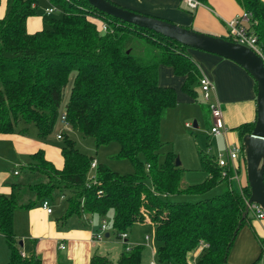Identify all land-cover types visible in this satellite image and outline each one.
I'll return each instance as SVG.
<instances>
[{"label":"trees","instance_id":"obj_1","mask_svg":"<svg viewBox=\"0 0 264 264\" xmlns=\"http://www.w3.org/2000/svg\"><path fill=\"white\" fill-rule=\"evenodd\" d=\"M233 1L249 14L246 26L255 34L264 59V0ZM48 2L58 7L60 16L46 19L40 30L28 33L26 20L35 15L37 1L5 0L0 17V133H13L22 121L32 123L37 138L43 139L61 115L65 125L91 137L95 147L117 143L114 156L128 159L133 171L119 174L96 162L94 180H88L93 157L80 152L60 132V167L37 150L31 155L34 162L21 168L22 173L36 176L35 182L24 187L34 198L23 200L22 192L15 191L17 182L11 184L9 194L0 193V234L9 251L2 264H41L36 254H20L12 216L15 210L51 199L54 193L64 198V219L81 213L102 218L110 212L111 231L117 238L125 234L114 263L93 254L88 264H140L142 245H127L126 241L133 223L152 227L159 264H192L190 255L200 240L208 247L196 264H227L231 234L244 206L241 195L228 183L222 193L211 197L194 202L171 200L173 195L204 193L226 180L221 178L215 158L201 153L199 162L207 176L186 186L180 185L183 168L174 165L171 150L158 160L162 144L159 124L177 101L171 86L158 83L157 68L165 65L174 75L182 76L181 90L195 98L199 72L187 52L189 47L104 14L86 0ZM53 11L45 15L50 17ZM96 20L103 22L106 30L102 31ZM134 37H142L152 47L146 58L133 54ZM222 38L230 40L226 35ZM252 126L253 122H245L234 128L240 144ZM241 190L243 197H248L247 185ZM249 219L246 215L238 230Z\"/></svg>","mask_w":264,"mask_h":264},{"label":"crops","instance_id":"obj_2","mask_svg":"<svg viewBox=\"0 0 264 264\" xmlns=\"http://www.w3.org/2000/svg\"><path fill=\"white\" fill-rule=\"evenodd\" d=\"M109 1L134 12L160 18L219 37L225 36L226 21L243 12L233 0H198L200 5L192 10L188 9L181 0ZM4 8L5 0H0V17L4 13ZM42 27L40 17L34 15L27 18L25 28L28 33H33ZM187 52L196 63L200 74L207 76L214 85L215 91L212 97L221 106L222 118L227 131L222 135L213 136V138L216 139L223 151L227 144L240 143L238 133L234 128L241 123L253 122L255 119L254 81L244 69L232 61L193 48H188ZM159 66L157 68L158 83L164 86H171L176 94V104L167 111H172L175 107H181L183 104L188 106L192 98L181 90L183 77L174 75L172 69L168 66ZM158 69H165L170 75L165 82L160 80ZM196 86L197 84H195ZM197 93L199 94L198 87ZM201 103L205 104L204 102ZM208 116L210 117L209 112ZM210 125L211 119L209 127ZM27 126L28 123L20 121L16 124L13 133H0V193L2 194L11 192V184L13 182L19 183L18 188L21 189L22 185H26V179L35 177L33 175L30 176L31 178H23L24 175H22L19 181L12 179V175H18L19 173V170L15 169V167L21 169L33 163L31 155L37 150H41L43 157L55 167H60L61 165L60 149L56 151L47 145L45 138H37L36 131H32ZM216 154L214 155L216 156ZM214 155L207 157L214 159ZM14 171H16V174H14ZM237 173L242 188L246 185L245 171L237 170ZM22 196L23 200L29 198L32 200L34 198V195L24 188ZM61 198L64 200L63 197ZM64 210L65 206L57 217L53 215L52 208L51 213L46 214L40 208L38 201L29 208L17 209L13 212L12 229L16 241H21V246L18 247L23 256L36 254L40 257L41 264H88L91 255L104 254L100 251L104 248L107 249V246L112 243H106L103 239L99 242L91 239V234L96 230L100 222V220L96 221V218L100 217L81 213L78 216L71 215L64 219L62 217ZM249 218L237 231L233 239L226 258L227 264L264 263L261 262L262 257L264 258V220ZM101 219L104 218L102 217ZM144 224L147 225V223ZM107 234L108 237L109 233L107 232ZM0 239H3L1 234ZM120 243L122 246V242ZM134 244L137 243H129V245ZM59 245H62L63 248H59ZM5 246L7 249L6 254H8V247L6 244ZM119 253L120 251L118 255ZM3 254L4 252L0 253L1 264L4 263L5 256ZM198 257L195 259L197 260Z\"/></svg>","mask_w":264,"mask_h":264},{"label":"rangeland","instance_id":"obj_3","mask_svg":"<svg viewBox=\"0 0 264 264\" xmlns=\"http://www.w3.org/2000/svg\"><path fill=\"white\" fill-rule=\"evenodd\" d=\"M36 1L37 7L35 10V16L41 18L43 26H45L44 21L46 19L60 16V11L58 10L57 6L49 4L47 0ZM49 7H54L56 9L51 13L50 17L45 15V9ZM131 46L133 54L142 58H146L152 51V47L142 37H134L132 39ZM158 73L162 82H165L170 77L165 69H160ZM67 88L68 87H65L64 90L63 101L66 99ZM191 98L192 99L188 106L187 104H183L181 107H175V109L172 111H167L172 107L168 108L159 124V136L162 144L157 150L158 160L162 161L164 153L168 150H171V152L174 154V158L177 157L179 160V167L183 168L180 180L181 186L200 183L207 176V173L204 169H202V166L199 162L198 153L209 156L222 151L218 142H216V139L208 134L210 117L208 116V109L206 105L201 104L202 101L200 99V93H197L195 98L192 96ZM193 121H195L196 127L192 126ZM185 123H189L188 128L184 127ZM27 127L32 131H36L32 123H28ZM60 132H63L65 135H67L80 152L86 154L87 156L93 157L97 163L104 164L109 169L119 174L132 173L133 166L128 159L116 158L114 156L118 149L117 143L111 141L109 143L95 147L94 141L91 137H85L75 129L65 125L61 121V115H59L51 134L45 137L46 144L54 148L56 151L62 146V140L56 137ZM138 159L139 161L143 162L144 165L143 156L139 155ZM15 169L19 170V173L18 175H12L13 180L19 181L22 175H24L23 178H31L30 176H33L29 175L24 170L22 173V169L20 168L15 167ZM90 175L91 172L87 174V178ZM26 180V185L32 184L36 181V176ZM149 182V179L145 180V183L148 186L150 185ZM17 184L19 185V183ZM26 185H22L21 189H15V191L22 192ZM230 186L233 189L237 188L236 182L234 181H231ZM227 187V183L225 181H221L216 186L204 193L178 194L170 196V199L176 201L194 202L205 197H211L218 193H222ZM49 203L52 208L53 215H56V217L60 215L65 206L64 200L61 198L60 194L54 193L52 198L49 199ZM110 217V212H108L105 217H103L107 225L106 232L109 233V236L104 237L103 241L112 244L107 246V249L104 248L105 250L102 249L100 252L104 253L101 255H106L110 260H112V262H114L117 258L118 252L122 249L120 243L122 241L117 238L109 228ZM74 218L77 219L75 216ZM99 220H101V218H96V221ZM144 235H148V240L144 241ZM127 241V245H129L131 242L132 244L139 243L142 245L140 264H149L151 260L156 261L153 229L151 226L148 224L145 225L144 223H133L129 230H127ZM3 252V255L5 256L3 262H6L8 257V254H6L7 249L3 239H0V253ZM261 262H264L263 257Z\"/></svg>","mask_w":264,"mask_h":264},{"label":"water","instance_id":"obj_4","mask_svg":"<svg viewBox=\"0 0 264 264\" xmlns=\"http://www.w3.org/2000/svg\"><path fill=\"white\" fill-rule=\"evenodd\" d=\"M98 11L114 18L145 28L174 40L184 46L210 53L240 66L252 78L255 84V119L249 133L241 137V146L245 158L246 185L249 189L247 201L243 206L240 219L232 231L230 241L233 240L241 220L248 213L250 203L257 204L264 212V61L250 48L204 32H199L160 18L141 14L117 6L109 0H86ZM195 127V121L192 122ZM174 165L179 166V160L174 158ZM107 232L104 237H107ZM21 246V241H17ZM229 243L227 244L228 247ZM223 256V260H225Z\"/></svg>","mask_w":264,"mask_h":264},{"label":"built area","instance_id":"obj_5","mask_svg":"<svg viewBox=\"0 0 264 264\" xmlns=\"http://www.w3.org/2000/svg\"><path fill=\"white\" fill-rule=\"evenodd\" d=\"M183 4L188 9H195L200 5L198 0H181ZM55 10L54 7H49L45 9V14H49L51 11ZM249 18V14L247 12H241L239 15H236L226 21V37L230 38L231 41L242 44L248 48H250L253 52L259 55L262 60L263 56L261 54L260 46L257 42V38L255 34L246 26ZM100 23V29L102 31L106 30V26L103 22L96 20ZM198 69V68H197ZM199 70V69H198ZM199 72V71H198ZM198 90L200 93V99L207 106L208 112L210 114L211 125L208 128V134L211 136H219L224 134L227 131V127L225 126L222 118V110L219 102L212 97L213 92L215 91L213 83L205 76L204 74H200L198 77ZM61 121L65 124L63 117H61ZM184 126L186 128L189 127V123H185ZM57 138H60V135L57 134ZM216 165L219 168L221 178H224L229 184L231 181L236 182L237 184V192L241 195L244 204L247 201V197H243L241 190V183L237 173V170L242 172L245 171V158L243 154V148L240 143L235 142L234 144H227L222 152H219L215 156ZM96 165L95 159L90 162L89 172L91 175L88 177V180L91 179L93 181L92 171L94 170ZM16 174V171H14ZM62 197V196H61ZM40 208L46 213H51V206L48 199H42L39 202ZM248 213L251 218L256 220H264V212L263 210L255 203H250L248 206ZM106 222L105 219H101L96 230L91 234V239L95 242H99L103 239L104 233L106 232ZM119 239L122 241L125 237L124 233L119 235ZM148 235L144 237L145 241L148 240ZM128 247V246H127ZM208 247V244L202 240L198 241L197 246L192 252V264H196V259L202 251H204ZM59 248H63L62 245H59ZM22 255V252H20ZM195 259V261H194ZM149 264H159L153 260L149 262ZM170 264V263H164ZM264 264V263H259Z\"/></svg>","mask_w":264,"mask_h":264}]
</instances>
